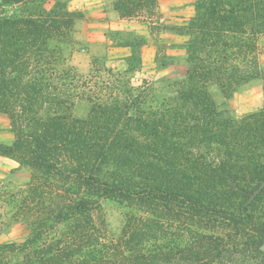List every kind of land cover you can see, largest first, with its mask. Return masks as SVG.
Returning <instances> with one entry per match:
<instances>
[{
    "label": "trees",
    "instance_id": "obj_1",
    "mask_svg": "<svg viewBox=\"0 0 264 264\" xmlns=\"http://www.w3.org/2000/svg\"><path fill=\"white\" fill-rule=\"evenodd\" d=\"M0 16V114L14 135L0 157L31 170L20 244H0V264H264V102L235 119L215 111L209 93L230 96L262 81L257 37L264 0H196L186 25L182 82L151 102L143 86L100 79L92 87L59 68L60 44L82 15L56 0ZM120 19L151 16L158 0H114ZM143 37L132 36L126 73L142 64ZM107 75L112 76L108 69ZM121 78H126L118 74ZM91 79H94L91 76ZM113 91H116L114 93ZM86 97V118L72 114ZM100 199L126 204L120 236L109 239Z\"/></svg>",
    "mask_w": 264,
    "mask_h": 264
},
{
    "label": "rangeland",
    "instance_id": "obj_2",
    "mask_svg": "<svg viewBox=\"0 0 264 264\" xmlns=\"http://www.w3.org/2000/svg\"><path fill=\"white\" fill-rule=\"evenodd\" d=\"M56 0H47L45 9H51ZM70 12L82 15L74 22L70 37L60 44L62 59L59 68L73 70L85 80L91 81L92 87H99L100 79L108 81L112 88L120 87V82L127 83L130 87L143 86L150 93V101L147 104L155 106V102L162 101L163 97H169L173 91V85L182 82L185 78L187 66L185 63V45L187 36L178 35L168 30L172 27L186 25L194 16L196 0H158V7L151 16L143 14L139 18L126 19V26L122 29H109L97 25L91 27L90 22L94 19L88 10L79 9L78 3L84 0H62ZM112 2L114 0H111ZM23 5L4 4L0 2V16L11 17L20 14ZM134 20L137 26H141L142 35L129 32V24ZM104 24V23H103ZM139 24V25H138ZM172 36H180L181 42ZM132 36L145 37L155 48V64L140 66L135 73H126V63L117 62L112 47L126 42ZM120 54V53H119ZM142 55V49H141ZM257 59L264 77V35L257 37ZM130 56V54L128 55ZM104 69L111 71L112 76L107 75ZM122 74L126 78H121ZM91 76L94 79H91ZM120 81V82H119ZM116 93V91H113ZM209 93L214 101L215 111H229L235 119H240L248 113L261 108L264 102L262 81H251L229 97L218 86H211ZM89 111V102L86 97L75 101L72 114L77 118H86ZM14 135L11 122L5 114H0V139L8 140ZM13 142V141H12ZM31 170L20 167L16 162L0 157V244H20L28 237L30 228L21 220L24 198L27 196V188L30 183ZM264 211V199L261 202ZM101 217L105 221L109 239H117L120 236L125 217L127 214H136L126 204L112 200L100 199ZM264 217V213L263 216ZM264 219V218H263Z\"/></svg>",
    "mask_w": 264,
    "mask_h": 264
},
{
    "label": "crops",
    "instance_id": "obj_3",
    "mask_svg": "<svg viewBox=\"0 0 264 264\" xmlns=\"http://www.w3.org/2000/svg\"><path fill=\"white\" fill-rule=\"evenodd\" d=\"M185 1V0H184ZM77 0H73L70 2L71 4H76ZM79 9L82 8L84 10H88L89 15L93 17L94 19L90 22V26L97 28V25H100L104 28H109V29H122L124 26H126L128 20L126 19H120L118 14L113 10L112 7V1L111 0H84L82 2L78 3ZM81 10V9H80ZM131 23L129 24V28L127 29L129 32H135L139 34H143L144 32L141 30V26H137L134 20H129ZM104 23V24H103ZM171 37L175 38L177 41L176 42H181L182 39H179L180 36H172ZM146 39V44L142 47V55H141V60H142V65H154L155 62V48L152 46V44L148 41L146 36L144 37ZM112 53L115 54V57L118 61L124 63V58L128 57L130 54V50L127 47L123 46H113L112 48ZM120 53V54H119ZM13 138H9L8 140L4 141L0 139V144H11Z\"/></svg>",
    "mask_w": 264,
    "mask_h": 264
},
{
    "label": "water",
    "instance_id": "obj_4",
    "mask_svg": "<svg viewBox=\"0 0 264 264\" xmlns=\"http://www.w3.org/2000/svg\"><path fill=\"white\" fill-rule=\"evenodd\" d=\"M0 2H1V0H0ZM263 187H264V183L259 187V189H258V191L255 193V195L258 194V193L262 190ZM260 250H261V252H262L263 255H264V238H263V242H262V245H261V247H260Z\"/></svg>",
    "mask_w": 264,
    "mask_h": 264
}]
</instances>
